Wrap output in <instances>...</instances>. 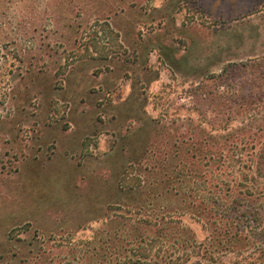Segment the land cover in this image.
<instances>
[{"label":"rangeland","instance_id":"rangeland-1","mask_svg":"<svg viewBox=\"0 0 264 264\" xmlns=\"http://www.w3.org/2000/svg\"><path fill=\"white\" fill-rule=\"evenodd\" d=\"M143 127L156 151L143 166L185 171L193 156L206 171L205 210L188 205L203 217H180L195 240L183 264H264V0H0V264L34 234L75 242L104 215L135 217L147 194L114 200L105 154ZM160 180L178 188L170 170ZM218 213L242 228L233 244L215 240Z\"/></svg>","mask_w":264,"mask_h":264},{"label":"trees","instance_id":"trees-1","mask_svg":"<svg viewBox=\"0 0 264 264\" xmlns=\"http://www.w3.org/2000/svg\"><path fill=\"white\" fill-rule=\"evenodd\" d=\"M163 133L164 135L166 133L169 135L171 131L157 130V134ZM151 135L152 132L146 129V127L140 128L138 131L128 132L126 135H120L118 136L119 144L117 143L113 146L111 154H105L106 160L112 161V165L114 164L111 171L113 180L110 183H106L113 192L114 200L125 199L131 194H147L144 195V201L141 202L140 206L142 209L138 208L132 214L135 217L132 218L130 212H127V215H112L110 217L104 215L101 223H99L102 226L101 229L99 228V231L93 233L89 238L79 239L75 242L72 240L57 242L53 237H48L45 241L34 234L29 242L26 243V250L21 248L25 245H21L14 253L15 255L13 254L14 257L18 258V264H174L172 263L173 260L178 262L176 264H181L179 263L180 258L182 260L184 258L182 264L185 263L188 257L192 255L191 252H193L192 250L195 247V240L193 234L187 230L188 228L180 220V217L184 213H188L189 217L192 216L191 218L200 219L203 217L201 213L192 212L191 208L193 210L198 209L200 212L201 210H205L206 206L202 198L204 193L199 191V186L203 189L202 183L204 182V178L202 177V173L205 174L206 171L196 173L197 168L203 169V165H193L192 163L196 162V157L193 156L191 158L188 156L193 168L185 169V171H175L176 169L166 167L158 169L156 162H154L156 165V169L154 170L149 165L143 166L146 161L143 158L148 157L151 159L156 157L155 149L148 143ZM137 136L141 140V147L139 148H135L132 144ZM224 139L228 141L226 137ZM230 140L235 141L236 139L233 137ZM172 148L173 151H169V156L173 155L174 151H177L174 145H172ZM201 151L200 149L197 151L198 157L204 158L210 156L200 154ZM233 151L237 152L236 149ZM236 156L231 155V159L227 160L224 166L228 167L239 164ZM130 157L138 158V160L129 163ZM257 158L259 160L255 163L257 165L254 166L252 173L264 180V152L260 153ZM249 162L252 164L254 161L252 159ZM242 167L244 168V166ZM215 169L221 171L220 167ZM167 170L172 171L178 178V182H176L179 189L164 184L160 180V177L164 176ZM248 170H250L249 167ZM97 176L102 181H105L104 178H107L102 168L97 172ZM246 176L241 180L248 181V177ZM140 178L144 179V181ZM125 179H130L136 183L131 185L133 187L130 188L122 187V182ZM185 181L186 184L193 181L192 185L196 186V188H189L187 189L188 192L184 191L187 187ZM182 184L185 186L184 189H182ZM240 186L237 185L236 190ZM241 190L239 188L238 192ZM167 200H172L176 205L184 201L187 207L181 204V206H185V209L183 206L181 208L176 207L174 211H161L156 207L157 204H163L162 208H166V204L169 202ZM116 204L118 203L116 202ZM188 205H191V208ZM183 209L185 211H182ZM220 217L224 223H213L215 240L217 244L224 239L229 244H233V242L239 240L242 228L233 220L224 218L221 215ZM184 229L188 232L183 231ZM183 235L186 238H190L185 243H190L191 250L187 249L189 245L183 246L181 257H175L171 246L174 247L175 243H178L177 241ZM16 242L21 241L18 239ZM181 245L180 247H182ZM221 251L216 252L215 258L220 256ZM24 254H27V257L23 256ZM210 259L213 260L210 263L216 261V259L211 257Z\"/></svg>","mask_w":264,"mask_h":264}]
</instances>
